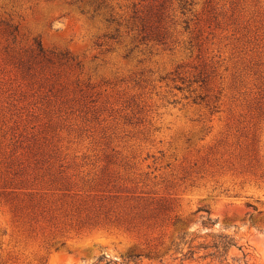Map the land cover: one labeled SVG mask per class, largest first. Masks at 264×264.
Wrapping results in <instances>:
<instances>
[{"label": "rangeland", "instance_id": "rangeland-1", "mask_svg": "<svg viewBox=\"0 0 264 264\" xmlns=\"http://www.w3.org/2000/svg\"><path fill=\"white\" fill-rule=\"evenodd\" d=\"M244 251L264 264V0H0V264Z\"/></svg>", "mask_w": 264, "mask_h": 264}, {"label": "trees", "instance_id": "trees-1", "mask_svg": "<svg viewBox=\"0 0 264 264\" xmlns=\"http://www.w3.org/2000/svg\"><path fill=\"white\" fill-rule=\"evenodd\" d=\"M220 239H217L215 240V242L210 245L211 247H213V251L207 253L205 255V257L207 256H211L212 258H219L221 261L223 260H227V254H228V251L230 250L231 246L233 244H236L237 245V242L235 240H233V238H229L226 240V235H219ZM241 249H243V246L242 245H238ZM191 252H194L191 250ZM246 256H247V252L244 251V257L245 258V264H248L247 263V260H246ZM236 259V257L234 258V260ZM240 261V264H241V260ZM230 264V263H228Z\"/></svg>", "mask_w": 264, "mask_h": 264}]
</instances>
